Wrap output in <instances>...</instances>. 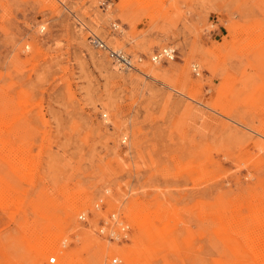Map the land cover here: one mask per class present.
<instances>
[{"label": "rangeland", "instance_id": "obj_1", "mask_svg": "<svg viewBox=\"0 0 264 264\" xmlns=\"http://www.w3.org/2000/svg\"><path fill=\"white\" fill-rule=\"evenodd\" d=\"M51 258L264 264V0H0V264Z\"/></svg>", "mask_w": 264, "mask_h": 264}, {"label": "built area", "instance_id": "obj_2", "mask_svg": "<svg viewBox=\"0 0 264 264\" xmlns=\"http://www.w3.org/2000/svg\"><path fill=\"white\" fill-rule=\"evenodd\" d=\"M89 43L95 50L105 52L107 54L108 59L111 61V64L119 70H133L135 68V65L141 63L142 61V58H132L130 55L126 54L121 50H112L98 39H91ZM176 57L177 50L171 46H168L154 53L153 56L149 59V61L154 64L169 62L175 60ZM197 69V66L193 65V72L195 75H197ZM100 203L101 201L96 202L97 205H100ZM100 206H102V204ZM78 219L81 221H85V216L81 214L78 216ZM108 219L109 221L103 222V228L100 229V232L104 233L105 235L107 234V237L113 239L115 236L120 235L115 233L116 228L119 226L126 228V230L128 229V224L121 215L111 214ZM108 223L111 224V228L106 230L105 228L106 226H108ZM49 261L50 264H53L52 258Z\"/></svg>", "mask_w": 264, "mask_h": 264}, {"label": "bare ground", "instance_id": "obj_3", "mask_svg": "<svg viewBox=\"0 0 264 264\" xmlns=\"http://www.w3.org/2000/svg\"><path fill=\"white\" fill-rule=\"evenodd\" d=\"M122 51V50H121ZM103 52V51H102ZM124 52V51H123ZM111 216V215H110ZM120 227V226H119ZM120 229H121V231L123 232L124 231V228L123 227H120ZM112 263L113 264H116V263H119V260H117V259H114L113 261H112Z\"/></svg>", "mask_w": 264, "mask_h": 264}, {"label": "crops", "instance_id": "obj_4", "mask_svg": "<svg viewBox=\"0 0 264 264\" xmlns=\"http://www.w3.org/2000/svg\"><path fill=\"white\" fill-rule=\"evenodd\" d=\"M221 33H222V27L220 26V27H218L217 32L214 33V36H218V35L221 34Z\"/></svg>", "mask_w": 264, "mask_h": 264}]
</instances>
